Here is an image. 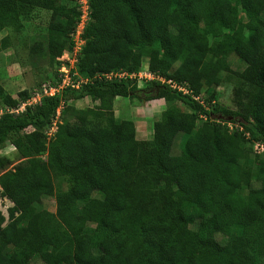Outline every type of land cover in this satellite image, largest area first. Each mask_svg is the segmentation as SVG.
<instances>
[{
  "label": "trees",
  "instance_id": "obj_1",
  "mask_svg": "<svg viewBox=\"0 0 264 264\" xmlns=\"http://www.w3.org/2000/svg\"><path fill=\"white\" fill-rule=\"evenodd\" d=\"M75 2L0 0V33L36 10L50 13L46 52L53 62L72 49L80 18ZM88 6L76 67L87 81L0 116V147L14 136L23 160L6 169L8 159L0 158V200L11 204L7 217L0 211V264H29L35 256L44 264H260L264 153L253 155L252 146L264 143V0H88ZM7 48L8 37H0V53ZM230 54L245 63L242 72H231ZM144 59L152 73L186 84L200 99L157 81L138 87L106 78L138 73ZM221 72L237 78L236 109L214 114L207 106ZM30 94L18 93L19 103L0 86V111L16 109ZM117 97L164 100L151 140H138L134 121L115 117ZM86 98L94 105L73 109V120L58 124L47 142L57 110ZM201 116L206 120L197 125ZM53 175L66 190L54 192ZM45 196L54 198L55 213L37 211Z\"/></svg>",
  "mask_w": 264,
  "mask_h": 264
},
{
  "label": "rangeland",
  "instance_id": "obj_2",
  "mask_svg": "<svg viewBox=\"0 0 264 264\" xmlns=\"http://www.w3.org/2000/svg\"><path fill=\"white\" fill-rule=\"evenodd\" d=\"M49 18L50 13L36 10L32 19L29 21H21L16 27L5 28L0 33L1 38L6 36L9 40V48L0 53V86L6 94L18 100L19 103L20 98L18 97V93L24 90L33 93L39 84L47 80L57 81L59 79L57 58L52 62L46 52ZM226 63L232 73L242 72L245 68V63L233 54L227 56ZM143 66H148L146 59L143 60ZM78 76L80 79H83L80 75ZM78 76H73L72 81L79 80ZM220 77L221 85L212 90L215 98L207 106V109L214 114L221 113L226 109H236L234 92L237 86V78L233 74L226 72H221ZM202 96L204 99L207 98V94L205 93H202ZM150 102L141 101L140 99L130 100L128 98H119L115 102V106H117L115 109V117L120 120H134L138 129V140H151V124L160 117L159 115H161V112L166 106V103L162 99ZM174 103L183 111H189L181 102L174 101ZM93 105L89 98L69 103L66 108L59 111L57 125L61 124L63 120L72 121L73 109L84 110L91 108ZM202 122H204V119L199 118L197 125H200ZM13 139L14 136H10L9 141L0 147V158H5L9 161L6 169H12L23 161L11 144ZM182 139L181 134L175 139L173 147L174 154L178 153ZM40 158L44 161L45 153L41 154ZM52 178L54 192L66 190L67 185L62 178L54 175ZM253 187H257V185H253ZM246 191L247 189L242 192L246 193ZM10 206L11 204L8 201L0 200V211L5 217H7V208ZM35 207L37 211L46 210L50 213H55V200L53 197L45 196ZM191 228L195 229L196 226L193 225ZM93 229L94 223L90 221L87 225V230L89 233H92ZM29 264L44 263L39 256H35L30 260ZM260 264H264V257Z\"/></svg>",
  "mask_w": 264,
  "mask_h": 264
},
{
  "label": "built area",
  "instance_id": "obj_3",
  "mask_svg": "<svg viewBox=\"0 0 264 264\" xmlns=\"http://www.w3.org/2000/svg\"><path fill=\"white\" fill-rule=\"evenodd\" d=\"M77 5L80 11V18L74 32L70 35L72 49L70 51H64L60 58L57 59V72L61 78V82L57 85H53L51 82L42 83L38 90H35L33 93L30 94L29 99L21 103L16 109L4 108V110L0 111V116L3 113H22L24 112L26 107H33L34 105L38 104L42 97L54 96L66 87L77 89L80 83L87 81L79 78V74L77 72L76 67L85 44L84 31L90 21L88 0H77ZM73 76H78L79 81H72ZM106 78L109 80L113 78H119L124 79L125 81H134L138 87L152 81H157L161 84L168 85L169 88L174 91H177L182 95L192 96L194 100L200 99V97L193 96L192 90L186 84L177 83L172 80H166L165 78L152 73L150 70H148L147 66H143L142 70H140L138 73H109L106 75ZM59 111L60 108L57 110L55 119L52 120L50 126L46 131L45 135L47 142L50 140V138L54 136L57 131V117L59 115ZM200 118L206 120L205 116H201ZM226 125L229 130H241L238 125H233L231 123H227ZM245 136L248 137L247 134H245ZM252 152L253 155L256 156L262 155L264 153V143H255L252 146Z\"/></svg>",
  "mask_w": 264,
  "mask_h": 264
},
{
  "label": "crops",
  "instance_id": "obj_4",
  "mask_svg": "<svg viewBox=\"0 0 264 264\" xmlns=\"http://www.w3.org/2000/svg\"><path fill=\"white\" fill-rule=\"evenodd\" d=\"M119 98L120 97H117V98H115V100H114V105H113V109H114V114H115V109H116V107L117 106H115V102L117 101V100H119ZM148 103H151V102H148ZM146 105V104H145ZM156 106H158V105H156ZM166 107V106H165ZM133 116V115H132ZM160 116V115H159ZM158 119H159V117H158ZM157 119V120H158ZM132 121H134V120H132ZM156 121V120H155ZM134 123H136L135 121H134ZM151 126H152V124H151ZM135 128H136V138H137V136H138V129H137V125L135 124ZM150 134H151V136H152V131L150 132ZM152 139V138H151ZM140 140H142V139H140ZM143 140H148V139H143Z\"/></svg>",
  "mask_w": 264,
  "mask_h": 264
}]
</instances>
